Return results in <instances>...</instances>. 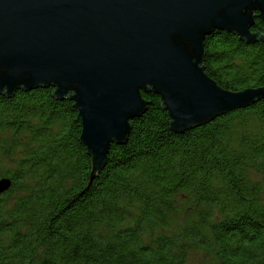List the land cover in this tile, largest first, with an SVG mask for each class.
Masks as SVG:
<instances>
[{
  "label": "trees",
  "instance_id": "1",
  "mask_svg": "<svg viewBox=\"0 0 264 264\" xmlns=\"http://www.w3.org/2000/svg\"><path fill=\"white\" fill-rule=\"evenodd\" d=\"M203 43L219 87L264 86V40ZM53 91L0 94V264H264V99L174 133L142 93L146 111L93 175L73 102Z\"/></svg>",
  "mask_w": 264,
  "mask_h": 264
},
{
  "label": "water",
  "instance_id": "2",
  "mask_svg": "<svg viewBox=\"0 0 264 264\" xmlns=\"http://www.w3.org/2000/svg\"><path fill=\"white\" fill-rule=\"evenodd\" d=\"M258 18L264 0H0V94L52 88L72 101L94 175L146 111L142 93L160 98L174 133L264 99V86L222 89L202 68L206 36L262 41Z\"/></svg>",
  "mask_w": 264,
  "mask_h": 264
},
{
  "label": "rangeland",
  "instance_id": "3",
  "mask_svg": "<svg viewBox=\"0 0 264 264\" xmlns=\"http://www.w3.org/2000/svg\"><path fill=\"white\" fill-rule=\"evenodd\" d=\"M198 257H195L194 260L192 261V264H198Z\"/></svg>",
  "mask_w": 264,
  "mask_h": 264
}]
</instances>
